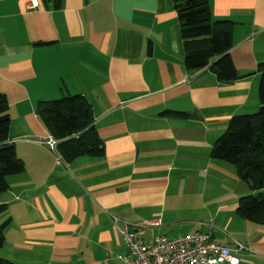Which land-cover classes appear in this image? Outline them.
<instances>
[{"label":"crops","instance_id":"crops-1","mask_svg":"<svg viewBox=\"0 0 264 264\" xmlns=\"http://www.w3.org/2000/svg\"><path fill=\"white\" fill-rule=\"evenodd\" d=\"M29 1L0 0V91L9 141L25 162L0 194L8 222L0 257L123 264L117 216L134 227L159 219L144 230L147 242L212 232L245 245L240 264H264V225L237 213L252 189L235 165L211 156L230 119L261 105L264 0H209L215 20L234 22L232 81L186 67L175 0H39L35 9ZM66 94L91 103L103 154L58 162L42 142L51 134L38 104Z\"/></svg>","mask_w":264,"mask_h":264},{"label":"trees","instance_id":"trees-1","mask_svg":"<svg viewBox=\"0 0 264 264\" xmlns=\"http://www.w3.org/2000/svg\"><path fill=\"white\" fill-rule=\"evenodd\" d=\"M59 6L60 0H45ZM185 40V65L190 70L209 66L221 81L239 77L231 56L234 22L215 20L209 0H175ZM216 58L214 61H212ZM260 108L254 113L233 116L226 131L211 150L215 159L236 166L241 179L252 192L240 198L237 213L264 225V61L259 64ZM38 115L50 134L59 139L58 149L64 158L103 154L102 141L95 126L91 103L83 94H66L62 98L40 101ZM179 113L167 111L165 113ZM11 114L9 102L0 91V194L9 188L8 177L25 171V162L9 141ZM7 209L0 204V214ZM6 222H0V246L4 244ZM0 264H16L0 257Z\"/></svg>","mask_w":264,"mask_h":264},{"label":"built area","instance_id":"built-area-1","mask_svg":"<svg viewBox=\"0 0 264 264\" xmlns=\"http://www.w3.org/2000/svg\"><path fill=\"white\" fill-rule=\"evenodd\" d=\"M38 6L39 0H30L27 4L29 9ZM42 142L56 152L58 162L64 161L57 150L58 138L51 134ZM113 219L127 246V252L122 257L123 264H240L238 252L245 248L239 242L232 248L214 239L212 232L201 231L176 237L156 235L152 242H147L142 237L144 230L159 225V219L144 220L136 227L117 216Z\"/></svg>","mask_w":264,"mask_h":264},{"label":"rangeland","instance_id":"rangeland-1","mask_svg":"<svg viewBox=\"0 0 264 264\" xmlns=\"http://www.w3.org/2000/svg\"><path fill=\"white\" fill-rule=\"evenodd\" d=\"M259 108H260V105H259ZM204 216H205V214L200 213V214H196V215L194 216V218H196V219H201V220H205ZM147 236H148V237L150 236V232L147 233Z\"/></svg>","mask_w":264,"mask_h":264}]
</instances>
